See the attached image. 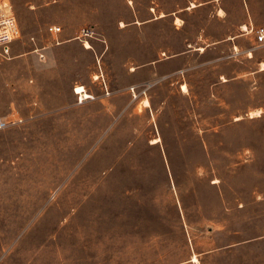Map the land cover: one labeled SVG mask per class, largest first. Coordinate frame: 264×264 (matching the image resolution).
Masks as SVG:
<instances>
[{
  "label": "rangeland",
  "instance_id": "374dc122",
  "mask_svg": "<svg viewBox=\"0 0 264 264\" xmlns=\"http://www.w3.org/2000/svg\"><path fill=\"white\" fill-rule=\"evenodd\" d=\"M190 1L0 0V264H264V73Z\"/></svg>",
  "mask_w": 264,
  "mask_h": 264
},
{
  "label": "crops",
  "instance_id": "0c3cea01",
  "mask_svg": "<svg viewBox=\"0 0 264 264\" xmlns=\"http://www.w3.org/2000/svg\"><path fill=\"white\" fill-rule=\"evenodd\" d=\"M199 8H210L219 22L232 19V29L223 36L222 41H233L236 52H245L250 55L254 53L256 57L259 56L253 73H264V45H259L255 34L251 33L253 29L264 28V0H204L198 5L190 1L181 9L170 10L157 16V20L172 15L177 17L184 10L192 11ZM243 38L250 40L249 46H243L240 42Z\"/></svg>",
  "mask_w": 264,
  "mask_h": 264
},
{
  "label": "built area",
  "instance_id": "2783aa9c",
  "mask_svg": "<svg viewBox=\"0 0 264 264\" xmlns=\"http://www.w3.org/2000/svg\"><path fill=\"white\" fill-rule=\"evenodd\" d=\"M62 28L58 25H50L47 32L51 36L60 34ZM255 34L256 41L259 45H264V28L251 30ZM92 32L89 29H84L81 36L88 38L91 37ZM21 38V31L16 17L10 10L0 9V53L9 55L13 43ZM79 95V94H77ZM81 97V95H79Z\"/></svg>",
  "mask_w": 264,
  "mask_h": 264
},
{
  "label": "bare ground",
  "instance_id": "6f19581e",
  "mask_svg": "<svg viewBox=\"0 0 264 264\" xmlns=\"http://www.w3.org/2000/svg\"><path fill=\"white\" fill-rule=\"evenodd\" d=\"M87 48H88V47H87ZM75 93L81 95V99H82V98H87V97H88V95L86 94V90H85V88H84L83 86H78V87H76V89H75ZM0 125H1V122H0ZM194 262H197V260L194 259Z\"/></svg>",
  "mask_w": 264,
  "mask_h": 264
}]
</instances>
